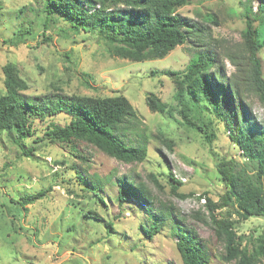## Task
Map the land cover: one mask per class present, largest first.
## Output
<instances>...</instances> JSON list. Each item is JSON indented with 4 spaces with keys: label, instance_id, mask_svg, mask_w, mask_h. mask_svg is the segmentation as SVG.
I'll return each mask as SVG.
<instances>
[{
    "label": "rangeland",
    "instance_id": "1",
    "mask_svg": "<svg viewBox=\"0 0 264 264\" xmlns=\"http://www.w3.org/2000/svg\"><path fill=\"white\" fill-rule=\"evenodd\" d=\"M251 1L190 0L178 11L202 31L201 48L214 53L216 65L244 89L254 73L242 36L246 27L242 15ZM253 1L256 7L257 0ZM45 4L46 0H0V96L6 91L8 64L17 67L31 97L121 94L138 116L126 137L136 146L147 142L150 160L128 164L86 142H49L45 133L50 125L65 126L70 121L63 113L31 119L34 136L25 144L37 147L33 157L23 156L0 134V264H183L174 228L194 231L210 255V264H236L223 260L225 242L218 239L212 216L232 219L235 232L250 249L264 235V217L244 221L233 208L208 211L209 201L220 204L226 190L218 166L234 171L249 167L224 124L215 122L216 139L209 144L181 114L173 80L164 73L185 71L199 49L194 41L178 46L166 58L132 62L115 56L96 35L71 32L60 18L44 23ZM204 16L214 22H206ZM257 56L264 79V50ZM150 96L166 106L165 113L149 108ZM248 99L255 119L264 125V105L254 95ZM159 162L180 181L177 190L156 170ZM151 173L157 175L158 184ZM121 177L146 185L152 203L141 206L130 199L119 206L116 180ZM81 178L102 182L100 198L80 190ZM41 191L46 193L42 199L24 203ZM170 208L179 218L177 224L168 220L153 239L146 238L140 228L151 225L145 211ZM89 211H95L100 221L84 217ZM107 222L114 226L110 235Z\"/></svg>",
    "mask_w": 264,
    "mask_h": 264
},
{
    "label": "trees",
    "instance_id": "2",
    "mask_svg": "<svg viewBox=\"0 0 264 264\" xmlns=\"http://www.w3.org/2000/svg\"><path fill=\"white\" fill-rule=\"evenodd\" d=\"M252 2L242 15L246 24L242 36L254 69L245 89L227 77L222 66L216 65L218 57L214 53L201 48L204 43L199 33L202 31L178 13L190 4V0H46L44 9V23H54L60 18L70 25L71 32L96 35L112 47L115 56L132 62L166 58L178 46L194 41L199 49L192 55L185 71H166L164 74L173 80L175 99L182 107L186 125L211 144L216 139L215 122L224 124L230 141L238 147L249 167L234 171L226 165H219L217 170L226 185L225 194L220 204L210 201L207 204L210 213L216 209L233 208L238 218L244 221L264 217V125L255 119L248 99L254 95L264 105V79L257 56L264 50V0H257L256 7ZM204 19L214 22L209 16H204ZM4 75L6 91L0 96V134H5L23 156L33 157L38 150L25 144V140L34 136L31 119L63 113L70 117V121L65 126L51 124L45 133L49 142H86L123 163L149 162L148 143L136 146L126 137V131L134 127L138 116L125 96L99 98L61 93L44 98L31 97L27 94L29 85L19 75L16 66L6 65ZM147 103L152 111L165 113L166 106L155 97L150 96ZM158 169L171 188L177 190L175 186L181 183L169 166L164 167L159 162ZM151 176L158 184L157 175L151 173ZM81 180L84 185L81 191L92 192L100 198L98 191L104 188L101 181ZM116 181L119 206H124L130 199L141 206L146 202L152 203L151 192L146 185L135 184L126 177ZM45 194L41 191L30 200L24 199V203L32 204ZM145 212L151 225L143 224L140 228L149 240L160 233L165 222L169 220L177 224L179 219L174 215V208L160 213L152 209ZM84 217L94 221L101 218L95 211H89ZM212 219L218 239L225 242V262L260 264L264 261V235L250 249L243 245L242 237L235 232L232 219H217L215 216ZM105 227L109 235L114 230L111 222H107ZM173 231L178 238L176 248L183 264H210V255L194 231L182 228H174Z\"/></svg>",
    "mask_w": 264,
    "mask_h": 264
},
{
    "label": "built area",
    "instance_id": "3",
    "mask_svg": "<svg viewBox=\"0 0 264 264\" xmlns=\"http://www.w3.org/2000/svg\"><path fill=\"white\" fill-rule=\"evenodd\" d=\"M201 201H202L203 203H205V199H202Z\"/></svg>",
    "mask_w": 264,
    "mask_h": 264
}]
</instances>
